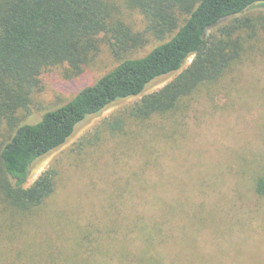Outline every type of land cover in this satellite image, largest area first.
<instances>
[{"label":"rangeland","instance_id":"374dc122","mask_svg":"<svg viewBox=\"0 0 264 264\" xmlns=\"http://www.w3.org/2000/svg\"><path fill=\"white\" fill-rule=\"evenodd\" d=\"M108 1L146 43L116 55L104 42L77 75L66 64L44 71L31 111H20L23 123L39 121L123 59L161 42L145 32L144 15L128 0ZM242 17L253 21L242 58L191 95L186 110L131 117L143 95L180 71L159 77L141 96L88 117L33 164L28 185L57 170L56 191L44 205L21 212L0 191V264L47 257L52 264H264V197L256 192L264 175V4ZM12 132L3 125L0 152ZM24 243L37 254L4 261L5 248Z\"/></svg>","mask_w":264,"mask_h":264},{"label":"trees","instance_id":"16d2710c","mask_svg":"<svg viewBox=\"0 0 264 264\" xmlns=\"http://www.w3.org/2000/svg\"><path fill=\"white\" fill-rule=\"evenodd\" d=\"M128 3L144 15L145 32L161 42L144 56L123 59L39 121L23 123L20 111H31L44 71L66 64L68 72L77 75L100 53L104 42L120 55L147 38L117 18L108 0H0V133L4 124L13 131L0 152V191L18 211L33 212L55 193L57 170L47 169L28 185L31 168L65 144L88 117L116 101L141 96L151 82L178 71L162 88L143 95L129 113L147 121L186 110L191 95L203 84L219 80L242 58L253 25L252 18L242 15L264 0ZM256 192L264 197V175ZM24 244L9 246L7 252L4 247V261L37 254L30 243ZM44 259L33 264H52Z\"/></svg>","mask_w":264,"mask_h":264}]
</instances>
